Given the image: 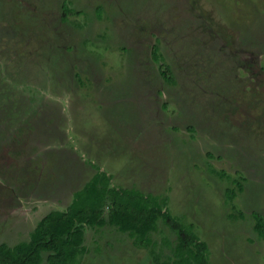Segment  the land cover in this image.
<instances>
[{
	"label": "rangeland",
	"instance_id": "obj_1",
	"mask_svg": "<svg viewBox=\"0 0 264 264\" xmlns=\"http://www.w3.org/2000/svg\"><path fill=\"white\" fill-rule=\"evenodd\" d=\"M98 169L167 197L211 264H264V0H0V240ZM176 238L87 228L81 263L172 264Z\"/></svg>",
	"mask_w": 264,
	"mask_h": 264
},
{
	"label": "trees",
	"instance_id": "obj_2",
	"mask_svg": "<svg viewBox=\"0 0 264 264\" xmlns=\"http://www.w3.org/2000/svg\"><path fill=\"white\" fill-rule=\"evenodd\" d=\"M71 12L64 6V16ZM160 56L155 48L154 59ZM162 74L170 78L168 70ZM111 181L110 175L98 169L73 193L66 209L52 210L38 221L29 240L13 246L0 243V264H42L45 253L47 264H81L82 256L88 252L86 229L106 225L128 233L136 246L146 247L160 222L177 236L172 264H211L208 244L194 232L192 224L182 223L172 215L167 197L145 194L137 188L115 187ZM253 217L255 230L264 238V217L257 212Z\"/></svg>",
	"mask_w": 264,
	"mask_h": 264
},
{
	"label": "crops",
	"instance_id": "obj_3",
	"mask_svg": "<svg viewBox=\"0 0 264 264\" xmlns=\"http://www.w3.org/2000/svg\"><path fill=\"white\" fill-rule=\"evenodd\" d=\"M57 210H59V209H57ZM50 211H52V210H50ZM50 211H49V212H50ZM49 212H47V213H49ZM47 213H46V214H47ZM46 214H45V215H46ZM45 215H44V216H45ZM34 216H35V215H34ZM44 216H42V217H44ZM13 217H16V214H15ZM13 217H12V220L14 221L15 218H13ZM42 217H41V218H42ZM7 219H8V218H7ZM37 223H38V221H37ZM37 223H36V224H37ZM36 224H35V226H36ZM9 225H10V224H9ZM35 226L29 231V234H28V237H27V238L22 239V240H21V239H20V240H16V239L18 238V234H19V232H20V229H19V227L17 226V227H16V231H17V232L15 231V235H16V233H17V235H16V237H15V240L6 241V239L3 238V240H0V243L5 242V243H7L8 245L13 246V245H15V244H17V243H19V242L27 241V240H29L30 233H31L32 230L35 228ZM6 229H7V228H6ZM10 229H12V226H10V227L8 228V230H10ZM0 234H1V232H0ZM8 238H10V233H8ZM10 242H12V244H11ZM86 246H87V245H86ZM47 254H48V253H45V254H44V261H43L42 264H47V261H46ZM86 254H88V252H87ZM86 254H85V255H86ZM85 255H84V256H85ZM81 264H82V263H81Z\"/></svg>",
	"mask_w": 264,
	"mask_h": 264
}]
</instances>
